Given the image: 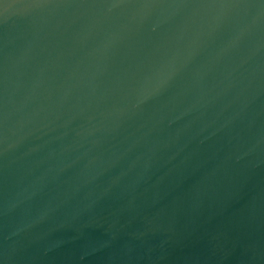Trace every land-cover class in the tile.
<instances>
[{
    "label": "water",
    "instance_id": "95a60500",
    "mask_svg": "<svg viewBox=\"0 0 264 264\" xmlns=\"http://www.w3.org/2000/svg\"><path fill=\"white\" fill-rule=\"evenodd\" d=\"M0 264H264V0H0Z\"/></svg>",
    "mask_w": 264,
    "mask_h": 264
}]
</instances>
